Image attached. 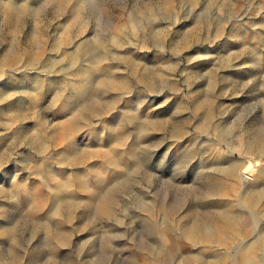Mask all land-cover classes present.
<instances>
[{"label": "rangeland", "instance_id": "374dc122", "mask_svg": "<svg viewBox=\"0 0 264 264\" xmlns=\"http://www.w3.org/2000/svg\"><path fill=\"white\" fill-rule=\"evenodd\" d=\"M259 193L264 0H0V264H264Z\"/></svg>", "mask_w": 264, "mask_h": 264}, {"label": "bare ground", "instance_id": "6f19581e", "mask_svg": "<svg viewBox=\"0 0 264 264\" xmlns=\"http://www.w3.org/2000/svg\"><path fill=\"white\" fill-rule=\"evenodd\" d=\"M227 28V27H226ZM252 159V158H251ZM250 162V161H249ZM248 162V163H249ZM255 161H252L251 166L247 167V169L244 171V174L247 176L249 174V171L253 168L252 166L254 165ZM253 164V165H252ZM256 164V163H255ZM248 166V165H247ZM252 167V168H251ZM244 192V191H243ZM243 201L247 204L248 207H250L251 209H254V211L258 214H263V212L261 211L262 208L264 207V199H262V197H260V193L257 195H245L243 197ZM242 204V203H241ZM221 221L220 224L221 226L219 227L218 225H216L215 227H212L210 229H203L198 227L197 225H189L186 226L183 230L184 234L188 237H190L191 239L194 238H198L201 236H207V237H211L215 234H219L222 233L224 231V227L225 225H230L236 221H241L242 219L240 217H242L239 214H236L235 211H233V209H228V210H223L219 213ZM240 219V220H239ZM163 226V225H162ZM165 226V225H164ZM166 229V228H165ZM158 232V231H157ZM166 232V231H165ZM159 233V232H158ZM163 237V236H162ZM257 237V236H256ZM161 238V237H160ZM256 241V240H255ZM239 244V243H238ZM242 244V243H241ZM239 247V246H238ZM238 255V254H237ZM170 256V255H169Z\"/></svg>", "mask_w": 264, "mask_h": 264}]
</instances>
